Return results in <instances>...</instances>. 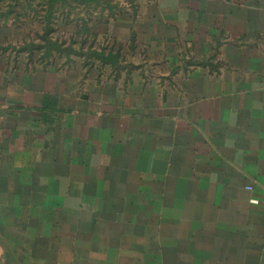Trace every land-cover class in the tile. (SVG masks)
Wrapping results in <instances>:
<instances>
[{
    "label": "crops",
    "instance_id": "crops-1",
    "mask_svg": "<svg viewBox=\"0 0 264 264\" xmlns=\"http://www.w3.org/2000/svg\"><path fill=\"white\" fill-rule=\"evenodd\" d=\"M60 11L0 19V264H264V0Z\"/></svg>",
    "mask_w": 264,
    "mask_h": 264
},
{
    "label": "trees",
    "instance_id": "trees-1",
    "mask_svg": "<svg viewBox=\"0 0 264 264\" xmlns=\"http://www.w3.org/2000/svg\"><path fill=\"white\" fill-rule=\"evenodd\" d=\"M90 0H0L3 9L0 11V19L4 22L12 19L16 26L13 31L17 35L19 27L38 24L42 35L38 36V43L24 41L19 52H24L30 61L33 60L35 50L42 52L40 59L49 57L53 53H59L62 49L57 37H53L59 31V20L68 18L60 10L71 7L73 4H89ZM34 2H36L34 4ZM38 56V55H36Z\"/></svg>",
    "mask_w": 264,
    "mask_h": 264
},
{
    "label": "rangeland",
    "instance_id": "rangeland-1",
    "mask_svg": "<svg viewBox=\"0 0 264 264\" xmlns=\"http://www.w3.org/2000/svg\"><path fill=\"white\" fill-rule=\"evenodd\" d=\"M36 2H34L35 4ZM3 9V4L0 3V11ZM59 31H57L55 34H53V37H57L59 38L60 41H63L64 39H66V42H69V37H70V30L67 31V29H71V28H63L60 29V26L58 27ZM67 32V33H66ZM12 33L14 34V32L12 31ZM42 31L40 30L38 24L35 25H28V27H19L18 31H17V35L14 34V36H16V38L14 37V39L12 38V40L10 42H7V45L9 47V50L11 52H13L16 55H19L21 57L25 56V59L28 58V56L26 55V53L24 52H19V48L24 45V41L30 42L31 40L34 41V43H38L40 40L38 39V36L42 35L41 34ZM10 36V32L7 34V37ZM7 47V46H6ZM42 52L35 50L33 55H41ZM37 57V56H36Z\"/></svg>",
    "mask_w": 264,
    "mask_h": 264
},
{
    "label": "built area",
    "instance_id": "built-area-1",
    "mask_svg": "<svg viewBox=\"0 0 264 264\" xmlns=\"http://www.w3.org/2000/svg\"><path fill=\"white\" fill-rule=\"evenodd\" d=\"M247 189H251V187H247Z\"/></svg>",
    "mask_w": 264,
    "mask_h": 264
}]
</instances>
